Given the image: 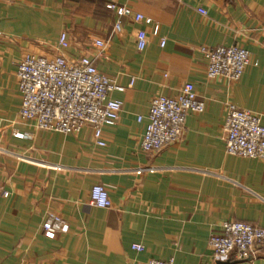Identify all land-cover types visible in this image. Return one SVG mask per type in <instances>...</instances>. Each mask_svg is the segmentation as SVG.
<instances>
[{"label":"crops","instance_id":"1","mask_svg":"<svg viewBox=\"0 0 264 264\" xmlns=\"http://www.w3.org/2000/svg\"><path fill=\"white\" fill-rule=\"evenodd\" d=\"M107 5L151 23L118 17ZM139 31L146 34L142 51ZM62 33L65 49L58 47ZM234 45L249 53L241 79L209 80L199 48ZM27 55L88 57L124 89L110 94L122 107L116 123L102 127L105 146L89 127L65 135L20 119L16 70ZM186 83L203 112L186 114L176 141L143 152L152 97H176ZM229 105L264 126V0H0V264H264V254L215 261L208 246L224 222L264 228V159L226 154ZM95 185L107 191L110 208L90 205ZM48 214L67 232L46 238Z\"/></svg>","mask_w":264,"mask_h":264},{"label":"built area","instance_id":"2","mask_svg":"<svg viewBox=\"0 0 264 264\" xmlns=\"http://www.w3.org/2000/svg\"><path fill=\"white\" fill-rule=\"evenodd\" d=\"M118 17H133L136 22L149 25L150 19L140 14H132L127 8H116ZM202 15L206 11L198 9ZM119 30V25H115ZM154 26L153 33L157 34ZM98 47L102 42H96ZM68 46L66 34L62 33L58 47ZM146 34L139 31L136 35V48L144 50ZM160 46H164L162 40ZM199 51L206 60V76L209 80L221 78L227 82H238L249 65V53L238 46H201ZM17 90L21 96L19 117L31 121L40 131L61 134H76L84 127L91 128L97 146H105L101 138L102 127L116 123L122 102L110 98L113 92H123L108 77L101 74L93 60L80 57L68 61L63 56L45 57L25 56L17 65ZM204 102L198 96L191 83L182 86L176 97H167L160 93L150 101L148 114L140 148L149 153L158 151L176 141L183 133L187 113L201 114ZM138 122L143 118L139 116ZM224 148L228 155L263 160L264 126L260 118L250 111L229 105L223 124ZM21 138L22 134H15ZM140 172V171H139ZM1 195L5 192L0 190ZM90 205L99 209L111 207L107 191L101 185H95L90 191ZM43 234L53 239L57 233H66L68 225L54 214H48L42 224ZM208 246L215 261L247 260L264 254V228L239 221L224 222L220 231L209 235ZM131 250L137 254L143 252L141 244H132ZM132 264H175L173 258L166 260H134Z\"/></svg>","mask_w":264,"mask_h":264}]
</instances>
